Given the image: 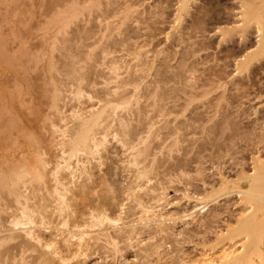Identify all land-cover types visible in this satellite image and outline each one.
Masks as SVG:
<instances>
[{
  "label": "rangeland",
  "instance_id": "1",
  "mask_svg": "<svg viewBox=\"0 0 264 264\" xmlns=\"http://www.w3.org/2000/svg\"><path fill=\"white\" fill-rule=\"evenodd\" d=\"M248 1L190 0L179 11L180 0H0L1 150L8 154L23 148L35 157L40 144L56 155L60 147L50 125L57 119L54 105L67 114L75 105L88 112L95 104L86 96L55 100L59 84L51 75L64 70L63 77L76 79L85 91L103 92L114 77L128 79L141 65L138 74L151 89L140 104L153 103V122L144 123L141 159L159 173L160 182L152 180L155 193L168 194L163 212L189 209L192 202L185 196L214 199L198 214L203 228H189L180 236L183 226H173L179 247L175 258L169 243L144 251L140 245L153 238L143 232L113 249L95 246L77 256L59 249L55 264H197L201 254H216L221 234L247 215L235 190L221 196L220 177L236 180L252 172L257 157L264 159V49L258 52L256 19L243 15ZM246 57L249 63L241 64ZM114 58L126 64L117 69ZM105 59L111 65L103 64ZM129 91L121 88L116 99L125 101ZM159 92L169 93L161 111L154 108ZM139 111L135 109L137 120ZM110 140L91 156L89 179L79 176L70 185L75 211L70 225L81 224L97 210L123 216L120 207H125L136 218L140 215L132 200L138 173L132 150ZM16 165L13 170H19L20 164L12 167ZM7 169L0 166V172ZM61 177L70 184L67 173ZM140 184L144 188V181ZM143 198L150 199L148 194ZM50 220L59 222L56 216ZM240 240H234L232 250ZM23 255L29 264H45V250ZM216 256L214 264H221Z\"/></svg>",
  "mask_w": 264,
  "mask_h": 264
},
{
  "label": "bare ground",
  "instance_id": "2",
  "mask_svg": "<svg viewBox=\"0 0 264 264\" xmlns=\"http://www.w3.org/2000/svg\"><path fill=\"white\" fill-rule=\"evenodd\" d=\"M189 1L180 0L179 11H183ZM243 15L256 19L260 53L264 49V0H249L244 6ZM107 51L103 52L107 53ZM115 59L117 58L113 61ZM106 63L105 59L103 64ZM108 63H112V60ZM119 63L124 62L115 60L113 63L118 67L117 69L122 65ZM246 63H249L247 57L241 64ZM138 67L131 68L133 70L130 71L131 74L129 72L128 79L120 81L117 76L114 77L113 85L103 92L93 88L89 92L85 91L86 89H83L85 86H81L76 79L64 78L63 75L66 74L63 73L64 70H61L63 74L59 72L56 77L51 75V79L56 78L59 84L54 91L55 100L60 99L63 102L69 96L79 100L86 96L96 102L88 112H81V109L79 110L75 105L73 108L70 107L71 110L67 114L63 111V106L58 108L54 105V110L58 114L57 119L50 125L57 136L59 155H49L40 144L36 146L35 157L26 154L23 148L8 154L0 149V166L8 167L7 172H0V264H29L23 254L27 251L34 253L37 250L46 251L45 264H55L59 249H66L74 255L83 252V249L95 246H108L113 249L138 239L143 232H147L153 238V240L147 239L144 243L141 241L143 244L140 247L144 251L154 250L162 244L169 243L172 246L171 257L175 258L179 254V247L178 237L174 235V231L172 232L173 226L177 223L183 226L179 232L180 236L189 231V228H193L196 232L195 228L204 227L205 224L201 223L198 214L204 213L207 204L214 199L206 201L198 197L185 196L186 201L192 202L189 209L163 212V203L168 194L165 191L155 193L153 189L152 180L156 183L155 179L159 173L155 172L152 165L143 164L141 159V145L145 138L144 123L150 125L153 122V118L149 116L153 103L147 101L145 105L140 104L151 87L148 84L147 87L144 86L143 76L138 74L140 69ZM124 68L125 65L122 70ZM119 72L121 74V71ZM114 75L112 74L111 77ZM160 75H163L162 72L158 77ZM87 82L82 85H86ZM125 86L130 87L128 97L125 101H118L117 91ZM166 87L163 90H167ZM167 93L162 95L159 92L161 95H156L155 109L162 110V100L165 101L164 95ZM138 107L140 120L135 116V109ZM156 112L158 110L153 117L157 116ZM134 125L138 126V129H135ZM108 138L114 139L122 148L132 150L133 162L138 171L137 183H135L137 189L132 194V200L136 201L137 208L141 209L140 215L136 218L125 207H120L123 216L110 215L106 210H97L95 214L91 211L81 224L70 225V217L75 216L71 199L74 188L70 185L79 176L89 179L90 158L93 153L100 151V148L108 142ZM14 164H20L19 170H13L17 168V165L12 167ZM63 172L70 178L69 185L65 184L61 177ZM142 181L144 188L140 184ZM157 181L160 182L159 179ZM220 188L221 196L228 195L231 190L240 194L244 209L248 210V213L235 227H230L221 234V249L216 254H201L197 264H214L213 255H218L216 257L221 260V264H264V246L261 247V242L264 240V159L257 157L252 172L248 175L242 174L236 180L231 181L221 175ZM145 194L150 197L147 201L143 198ZM51 216H56L59 222L54 224L50 220ZM239 237H241L240 247L232 250L234 240ZM226 239L232 244L223 243Z\"/></svg>",
  "mask_w": 264,
  "mask_h": 264
}]
</instances>
